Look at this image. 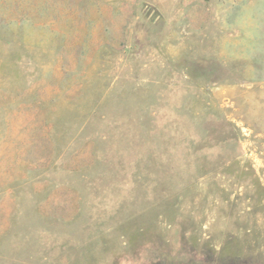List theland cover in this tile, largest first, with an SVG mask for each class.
Here are the masks:
<instances>
[{
  "label": "rangeland",
  "instance_id": "obj_1",
  "mask_svg": "<svg viewBox=\"0 0 264 264\" xmlns=\"http://www.w3.org/2000/svg\"><path fill=\"white\" fill-rule=\"evenodd\" d=\"M0 264H264V0H0Z\"/></svg>",
  "mask_w": 264,
  "mask_h": 264
},
{
  "label": "crops",
  "instance_id": "obj_2",
  "mask_svg": "<svg viewBox=\"0 0 264 264\" xmlns=\"http://www.w3.org/2000/svg\"><path fill=\"white\" fill-rule=\"evenodd\" d=\"M255 6L258 7V6H262L259 2H255ZM254 6V7H255ZM243 14H244V18H243V22L249 26H251L252 28H256V20L257 19V14H259L260 12L254 8V9H250L248 7L246 8H243ZM253 31V30H252ZM248 36H250V33H248ZM255 41V40H254Z\"/></svg>",
  "mask_w": 264,
  "mask_h": 264
}]
</instances>
